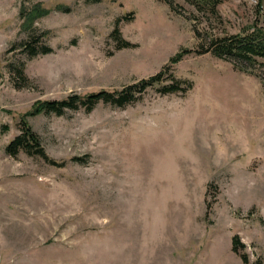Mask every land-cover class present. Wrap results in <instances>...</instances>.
<instances>
[{
	"label": "rangeland",
	"instance_id": "rangeland-1",
	"mask_svg": "<svg viewBox=\"0 0 264 264\" xmlns=\"http://www.w3.org/2000/svg\"><path fill=\"white\" fill-rule=\"evenodd\" d=\"M35 6L44 13L25 23ZM174 6L0 0V264H264V68L208 49L264 29V0ZM28 42L53 51L31 56ZM170 70L187 92H161ZM161 71L125 106L29 114ZM27 113L63 165L6 151Z\"/></svg>",
	"mask_w": 264,
	"mask_h": 264
},
{
	"label": "trees",
	"instance_id": "trees-1",
	"mask_svg": "<svg viewBox=\"0 0 264 264\" xmlns=\"http://www.w3.org/2000/svg\"><path fill=\"white\" fill-rule=\"evenodd\" d=\"M172 9H175L174 0H165ZM190 4L195 5L198 9H210L212 12L217 13L216 7L221 0H185ZM263 2L261 3V5ZM261 10V9H260ZM260 12V11H259ZM44 11L39 6H35L31 12L27 13L26 22L32 23L36 16H40ZM261 13V12H260ZM115 35H118L119 41H122L120 45L128 46L129 42H123L119 29L115 28ZM27 51L29 55L35 56L38 54H45L53 51V48L44 43L33 44L27 43ZM209 50H212L214 54L220 57H226L234 61L244 60L247 61L252 67L256 65L264 68V29L259 28L258 24L252 26V29L245 30L244 34H238L234 36H224L212 38L209 44ZM189 50L186 49V52ZM182 53H177L171 58V61H178L181 59ZM238 59V60H237ZM236 67L246 70L247 68L235 62ZM22 73V70H21ZM23 74V73H22ZM171 82L169 84H163L160 86L162 93H174V92H187L192 85V82H184L176 77L172 70L168 73ZM264 81V79H263ZM163 82V72H158L148 79H142L140 82L125 86L122 89L116 90H100L98 92L89 93L85 96L79 94H71L63 99L44 100L37 103L35 108L29 112V114L38 113H55L57 115H63L68 109L84 108L86 110H92L99 102L111 103L115 106H125L128 103L133 102L137 98V93H140L148 86L155 84H161ZM20 133L15 136L14 139L6 146V151L11 155H17L20 151H25L32 155H40L46 159L49 163L63 165L65 161L58 162L57 160L49 157L44 146L42 145L40 135L35 131L33 126L28 120V113L24 114L19 119ZM87 158L84 156H76L73 160L84 161ZM241 247L244 244L238 235L233 238V250L240 254L245 262L249 261L248 255L241 252Z\"/></svg>",
	"mask_w": 264,
	"mask_h": 264
}]
</instances>
